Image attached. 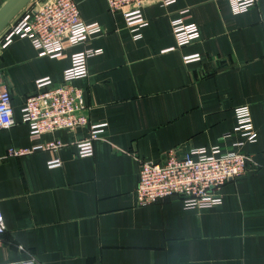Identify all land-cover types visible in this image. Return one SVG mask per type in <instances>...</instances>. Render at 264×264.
<instances>
[{"label":"crops","instance_id":"0c3cea01","mask_svg":"<svg viewBox=\"0 0 264 264\" xmlns=\"http://www.w3.org/2000/svg\"><path fill=\"white\" fill-rule=\"evenodd\" d=\"M74 1L102 32L58 57L39 55L26 38L1 46L23 9L0 32V75L13 110V123L0 128V263L264 264V0L243 12L228 0L147 1L139 39L106 0ZM184 8L199 37L177 46L170 19ZM83 48L101 50L88 56V75L73 81L89 123H105L92 155L76 147L88 126L44 133L41 142L62 141L57 149L7 155L32 144L21 107L35 80L60 83L70 54ZM188 55L198 58L184 61ZM242 104L256 138L236 147L248 156L247 170L220 186V203L187 208L175 196L135 203L141 160L160 161L168 149L178 156L191 147L236 149L233 108ZM53 158L60 164L49 166Z\"/></svg>","mask_w":264,"mask_h":264},{"label":"built area","instance_id":"2783aa9c","mask_svg":"<svg viewBox=\"0 0 264 264\" xmlns=\"http://www.w3.org/2000/svg\"><path fill=\"white\" fill-rule=\"evenodd\" d=\"M151 0H106L108 9L122 10L125 27L133 39H139L142 29L148 24L142 12L145 2ZM168 5L174 0H156ZM232 11L243 12L253 6L256 0H228ZM188 9L179 11L170 19V26L176 45H185L199 37L196 23L189 22ZM264 31V18L261 21ZM102 32L97 22L85 23L74 0H43L27 6L8 26L2 37L1 46L8 45L14 37L28 39L39 55L58 57L69 45L86 43ZM100 49L83 48L70 54L69 65L62 71L60 83L49 77L35 80V92L26 96L21 107V120L28 125L30 147H10L7 155H19L38 149H57L62 145L58 138L41 142L42 135L57 129L70 132L78 127L88 126V134L76 141L77 153L89 156L93 153V140L101 136L105 123L90 124L88 106L83 99L82 89L75 86V79L88 75L87 58L99 53ZM198 55L184 56V61L197 59ZM236 120L233 132L240 139L233 147L240 148L245 142H252L256 132L248 105L233 108ZM13 123L11 93L0 75V128ZM229 136L227 133L224 137ZM223 150L220 145L191 147L178 156L174 149L162 154V160L143 159L139 163L137 182L134 188L135 203L146 205L166 197H178L184 207L202 208L220 203V186L229 178L244 174L247 170L245 152L240 149ZM57 158L48 161L57 166ZM5 230L0 208V237ZM7 264V263H0Z\"/></svg>","mask_w":264,"mask_h":264},{"label":"water","instance_id":"95a60500","mask_svg":"<svg viewBox=\"0 0 264 264\" xmlns=\"http://www.w3.org/2000/svg\"><path fill=\"white\" fill-rule=\"evenodd\" d=\"M31 0H5L0 5V32Z\"/></svg>","mask_w":264,"mask_h":264}]
</instances>
